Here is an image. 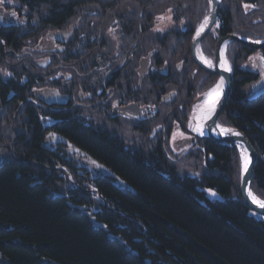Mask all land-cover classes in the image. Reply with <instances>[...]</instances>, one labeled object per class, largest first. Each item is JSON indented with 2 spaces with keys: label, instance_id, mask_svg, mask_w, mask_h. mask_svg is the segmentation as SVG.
<instances>
[{
  "label": "trees",
  "instance_id": "trees-1",
  "mask_svg": "<svg viewBox=\"0 0 264 264\" xmlns=\"http://www.w3.org/2000/svg\"><path fill=\"white\" fill-rule=\"evenodd\" d=\"M209 12L208 0H0V74L8 79L0 90L28 87L57 96L51 110H42L53 122L50 180L44 170L37 182L12 167L0 171V262L264 264V218L242 199L237 148L195 140L206 158L201 178L178 175L167 159L169 137L176 127L186 131L193 102L219 80L192 54ZM165 14L182 28L158 32L157 18ZM58 32L68 33L56 39L59 49L41 51L43 38ZM228 34L264 40V0H222L202 43L208 58ZM254 53L237 43L228 47L234 85L219 124L246 134L257 150L252 188L264 201V92L248 99V85L260 75L243 68ZM144 59L151 69L141 78ZM112 80L113 101L130 89L131 99L159 108L142 129L126 125L136 135L160 132L158 146L127 147L89 120ZM37 127L33 154L46 163ZM205 189L224 201L209 200Z\"/></svg>",
  "mask_w": 264,
  "mask_h": 264
},
{
  "label": "flooded vegetation",
  "instance_id": "flooded-vegetation-1",
  "mask_svg": "<svg viewBox=\"0 0 264 264\" xmlns=\"http://www.w3.org/2000/svg\"><path fill=\"white\" fill-rule=\"evenodd\" d=\"M115 81L106 83L99 91V96L102 97L100 103H108L107 107L111 108L114 117H124L128 121L126 125L133 122L130 124H135L139 129L147 126L151 113H156L159 108L153 106V111L149 105L136 102L139 101L138 99H131L129 95L132 91L130 89L127 90L128 96L126 98L118 97L113 101L111 89L116 85ZM7 82L8 79L0 74V86H8ZM3 92L0 90V171L6 167H12L14 172L18 171L17 176L23 173L29 180L37 182V180L43 179L42 171L44 170L48 182L53 176L51 167L53 122L48 114L43 113L42 110L52 109V103L49 101H52L54 95L42 92L46 97L44 98L38 95L37 89L26 87L23 92L21 88L12 86ZM2 93L7 95L4 97ZM117 122L120 123L121 121L117 120ZM37 124L42 134L39 143L41 150L46 152V163H42L33 154L36 152L34 133L38 128ZM0 264L3 263L0 262Z\"/></svg>",
  "mask_w": 264,
  "mask_h": 264
},
{
  "label": "water",
  "instance_id": "water-1",
  "mask_svg": "<svg viewBox=\"0 0 264 264\" xmlns=\"http://www.w3.org/2000/svg\"><path fill=\"white\" fill-rule=\"evenodd\" d=\"M209 5V24L207 25L206 29L200 34L199 37H197V31L200 27L196 31L192 42V53L193 59L195 63L200 67V69L211 75L218 76L219 81L206 95L199 97L195 101L192 107V113L190 118L192 117L195 107L198 106L200 102H202L203 98L209 95V93L212 92V90L215 89L218 84H220L221 80H223V84L220 89V95L218 97L214 113L211 115L210 118H205L201 121L199 133L191 129L190 133L199 141H205L207 143L217 145H233L238 149L241 156V160L245 151L247 152V155L251 159V164L248 167L247 173H245L242 168V179L240 186L241 196L245 206L250 211L258 215L259 217L264 218V208L258 206L256 203L253 202L252 199V196H255L258 200H261L255 195L252 189L254 173L259 160L258 152L246 134H244L238 129L225 128L219 124V119L231 100L234 85L233 72L230 63L226 57L228 46L231 43H237L247 50L262 51L264 50V40L254 41L249 38H245L235 34H228L226 36H223L218 39L215 45L214 60L211 61L212 66L209 67L208 64L204 63V59L208 60V58L203 53L202 42L210 35L217 23L219 13L222 8V0H211V3L209 2ZM225 61L227 62V66L230 67V71H225L223 67ZM224 130L226 132H224ZM201 132L203 134H201ZM234 133H239V135H235ZM241 151H243V153ZM104 175L108 178L112 177V175L110 173H107L106 171H104ZM249 192H251L252 196L249 195ZM40 264L57 263L44 258L40 261Z\"/></svg>",
  "mask_w": 264,
  "mask_h": 264
},
{
  "label": "rangeland",
  "instance_id": "rangeland-1",
  "mask_svg": "<svg viewBox=\"0 0 264 264\" xmlns=\"http://www.w3.org/2000/svg\"><path fill=\"white\" fill-rule=\"evenodd\" d=\"M160 17H163V19H159ZM178 27L182 28V25L179 26L175 24L170 14L159 16L157 18V23L155 26L158 32H164L168 29H176ZM112 33L113 32L110 31V34ZM66 34L68 33L58 32L46 35L41 41V45L39 46L40 50L48 53H51L54 50H58L60 44L57 43L56 39L62 40L66 37ZM111 36H114V34H112ZM261 58H264V55L259 51H255L254 55H252L243 66V68L257 72L260 75L258 82L248 85L247 95L249 100L256 98L260 93L264 92V60H262ZM48 62V60L45 61V63ZM140 68L141 75L145 76L151 69L150 59H144ZM49 94H53L54 96H56V93L54 92ZM56 98L57 96L54 97V99ZM107 104L108 103L100 104L98 106V110L93 111V109H91L93 112L87 115L89 120L95 122L98 126H102L110 131L115 132L126 142L127 147L136 148L137 145H148L149 143L153 146H158L160 144V142L162 141L161 137H163V135L159 134L160 132H157L155 130L153 135L150 137L144 134L136 135L135 131H131V128H128V126H126V123L128 121L124 117H114V115L111 113V108L107 107ZM117 120H120L121 122L119 123L117 122ZM190 122L191 118L189 119L188 117L186 123L187 133L185 131H182L180 127L175 128V131L167 141L165 149L167 152V159H169L170 164L176 168V172L178 175L201 178L204 174L208 173L206 158L204 155L200 154L198 148L197 150L196 148H194L195 138L190 135ZM92 172L94 173V171ZM204 191L206 192L209 200L224 201V199L220 197L215 191L210 189H205Z\"/></svg>",
  "mask_w": 264,
  "mask_h": 264
},
{
  "label": "snow or ice",
  "instance_id": "snow-or-ice-1",
  "mask_svg": "<svg viewBox=\"0 0 264 264\" xmlns=\"http://www.w3.org/2000/svg\"><path fill=\"white\" fill-rule=\"evenodd\" d=\"M209 2L211 3V0H209ZM249 7V5H245V8ZM159 19H163V17H160ZM209 17H205L203 23L200 25V28L199 30L197 31V37L200 36V34L206 29L207 25L209 24ZM262 60H264V58H261ZM204 63L208 64L209 67L212 66L211 62L208 61L207 59H204ZM225 71H230V67L227 66V62L225 61L224 62V65H223ZM223 84V80H221L220 84H218L216 86L215 89L212 90V92L209 93V101L207 103V107L204 109V112L201 116V119H205V118H210L211 115L214 113L215 111V107H216V103H217V100H218V97L220 95V89H221V86ZM194 130H197V129H194ZM201 134H203L201 132ZM235 135H239V133H234ZM182 135V134H181ZM251 164V159L250 157L247 155V152L245 151V153L243 154L242 156V168H243V171L245 173H247L248 171V167L249 165ZM249 195L252 196L251 192H249ZM252 199H253V202L256 203L258 206L264 208V201H261V200H258L255 196H252Z\"/></svg>",
  "mask_w": 264,
  "mask_h": 264
},
{
  "label": "bare ground",
  "instance_id": "bare-ground-1",
  "mask_svg": "<svg viewBox=\"0 0 264 264\" xmlns=\"http://www.w3.org/2000/svg\"><path fill=\"white\" fill-rule=\"evenodd\" d=\"M209 99H210L209 95L205 96L202 102H200L199 105L195 108L192 118H191L190 126H189L191 130L197 129L194 131H197L198 133L200 132V126H201V121H202L201 116L204 112V109L207 107V103ZM224 132L226 131L224 130ZM241 152L243 153V151Z\"/></svg>",
  "mask_w": 264,
  "mask_h": 264
}]
</instances>
